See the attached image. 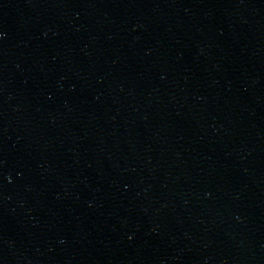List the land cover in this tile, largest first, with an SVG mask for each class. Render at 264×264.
<instances>
[{
    "label": "water",
    "instance_id": "95a60500",
    "mask_svg": "<svg viewBox=\"0 0 264 264\" xmlns=\"http://www.w3.org/2000/svg\"><path fill=\"white\" fill-rule=\"evenodd\" d=\"M0 264H264V0H0Z\"/></svg>",
    "mask_w": 264,
    "mask_h": 264
}]
</instances>
